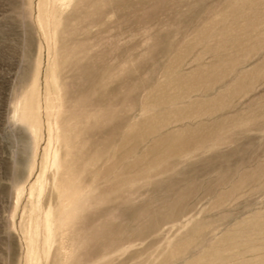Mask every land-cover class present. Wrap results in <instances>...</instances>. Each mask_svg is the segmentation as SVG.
<instances>
[{"label": "rangeland", "instance_id": "1", "mask_svg": "<svg viewBox=\"0 0 264 264\" xmlns=\"http://www.w3.org/2000/svg\"><path fill=\"white\" fill-rule=\"evenodd\" d=\"M0 264H264V0H0Z\"/></svg>", "mask_w": 264, "mask_h": 264}, {"label": "bare ground", "instance_id": "2", "mask_svg": "<svg viewBox=\"0 0 264 264\" xmlns=\"http://www.w3.org/2000/svg\"><path fill=\"white\" fill-rule=\"evenodd\" d=\"M21 123H22V122H21ZM35 146H36V145H35ZM35 146H34V147H35ZM81 156H82V155H81ZM48 166H49V165H48ZM48 166H47V167H48ZM44 219H45V218H44ZM36 223H37V222H36Z\"/></svg>", "mask_w": 264, "mask_h": 264}]
</instances>
